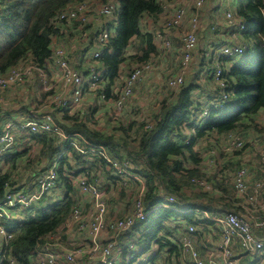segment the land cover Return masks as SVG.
Segmentation results:
<instances>
[{
	"label": "trees",
	"instance_id": "trees-1",
	"mask_svg": "<svg viewBox=\"0 0 264 264\" xmlns=\"http://www.w3.org/2000/svg\"><path fill=\"white\" fill-rule=\"evenodd\" d=\"M81 2L94 4L112 2V0H0V74L24 59L32 60L49 71L48 64L53 63L54 60L51 47L53 39L65 40L66 32L72 29L66 27L63 22L55 25L53 20L62 11ZM112 3L116 5V9L113 14L114 24L111 26L112 36L108 40V48L93 59L106 69L105 80L96 89L100 92V96L104 93L109 95L113 84L119 80L123 64L126 65L131 60L145 63L157 54L153 43L155 32L151 26L147 28L149 24L145 17L154 19L163 11V0H117L116 3L114 1ZM232 12L233 20L240 22L243 28L240 29L238 23L227 21L225 32L229 31L233 37L236 36L233 33L234 28L237 32H241L242 41L231 45L246 44L245 52L239 56L222 58L223 65L219 80L215 78L214 72L216 52L225 44H218L220 46L213 51L211 59L206 64L201 57L198 71L190 77L189 82L180 85L170 106L161 110L159 116L156 115L155 119L147 124L149 127L144 126V132L134 149L131 150L129 144L121 137L87 127L78 115L67 113L66 105H55L57 114L62 115L64 123L60 122L53 112L52 116L70 136L69 139L61 140L57 134L50 132L24 134V130L21 131L24 136H30V139L36 143L35 161L41 168L50 167L59 156L54 168L53 187L58 188L61 200L55 201L49 197L34 201L27 210L19 209L22 216L19 222L10 224L0 219V223L11 234L4 245L7 257H12L16 264H36L33 257L43 252L45 245L52 244L50 237L54 239L60 229L67 226L73 210L81 208V193L74 182L77 175H72L73 168H77L75 174L86 177L87 182H97L101 187V184L95 180L97 177L95 170L99 167L105 171L109 170L110 174L104 172L108 184L118 183L124 177L128 182H137L140 187L143 185L141 200L147 213L143 219L137 220L132 228L121 234L127 238H134L136 232L140 234L137 242H129V239L128 244L130 243L131 246L143 244L142 251L138 253L140 255L154 242L160 250L148 261L160 257L161 252L165 255L164 263L167 261V264H180L179 239L184 227L201 225V233H203L211 224V221L205 217L201 220V214L198 216L193 209L216 212L218 208L214 209L212 202L207 201L186 207L181 205L177 199L180 187L177 175L186 168L190 178L202 177L197 166L201 158V150L196 148L197 141L205 142V139L240 130L252 123L256 127L254 115L264 110V0H236ZM86 28L87 26H84L82 29ZM248 41L251 42V47ZM81 57L80 52L78 58ZM78 65L80 64L74 62L72 67L80 71L81 66ZM92 70L86 68L84 76L90 75L89 72ZM208 84L210 87L213 86V89L207 91L203 87ZM199 97L203 100L199 101ZM258 130L264 131V128ZM75 133L82 135L92 145L102 146L118 165L128 168L133 175L128 172L127 175L121 176L115 174V166H109V162L100 152L86 156L76 151L69 144L72 134ZM21 146H23L21 150L13 148L3 156V160L12 165V171L9 169L0 173V202L4 199L5 192L14 190V187L18 188L19 177L12 173H19L18 169L21 165L30 167L35 162L32 157L30 159L26 157L29 147L25 144ZM87 157H91L92 161ZM128 161L133 162V165L135 163L133 168L129 169ZM35 171L36 169H33L29 174L30 180ZM212 191H215L213 185ZM232 191H235L234 188ZM167 195H173L176 203L170 207L158 206L165 201ZM230 195L233 196V192ZM219 200L222 202L224 198L220 196L216 201ZM223 205L221 206L224 207ZM30 211H33L32 215H22ZM194 235L198 236L197 233ZM118 238L114 239V245L119 242ZM2 239L3 237L0 236V247ZM128 244L122 246L124 256L121 260L124 261L121 264H132L139 256L130 252L131 258H126V253L129 252ZM118 257L119 254L114 255L112 264L118 262ZM0 264L7 262L1 261Z\"/></svg>",
	"mask_w": 264,
	"mask_h": 264
},
{
	"label": "rangeland",
	"instance_id": "rangeland-1",
	"mask_svg": "<svg viewBox=\"0 0 264 264\" xmlns=\"http://www.w3.org/2000/svg\"><path fill=\"white\" fill-rule=\"evenodd\" d=\"M113 1L116 3L117 0H112V2ZM197 1L198 0H163V5L166 7L164 9L162 8L163 11L160 13V15L156 16L154 19L150 18L152 20H149V22L152 21L149 27L151 26L155 32L153 43L157 54L150 59L152 64L149 63L150 66L148 69L142 70L144 66H148L147 63L143 64L142 62L131 60L130 63L124 65L125 67L120 71L119 80L113 84V88L110 90L108 96L105 95L106 93H104V96L100 97V92L98 90H89L88 88H85L83 90L80 104L78 106H73L74 108L72 105L68 106L66 108L67 113L69 115H78L82 122L84 121L89 128L92 127L99 130L98 132H104L106 134H113L115 136L121 137L129 144L131 150L134 149V147H137L140 135L144 132V126L148 123H151L152 120L155 119L156 115L159 116L161 110H165L168 108V106H170L171 100L179 90L180 86L176 88L168 87V82L178 74L181 75L182 78V83L180 85L186 84L189 82L190 77L194 75V73L200 68L201 57L204 58H202L204 60L203 63L206 64V62L211 59L213 51L216 50V48L220 45H231L242 41V38H240L241 32H237L235 28L233 30V33L236 35L235 37H233L232 34L230 35L229 31L225 32V25H227V21H230L231 17L233 16L232 10L235 6L236 0H202V4L199 7H196ZM92 5L96 6L102 4L96 2ZM177 8L182 9L185 12V17L179 26H171L169 22V16L173 14ZM94 10L95 7H90L87 12L88 24L89 21H94L93 14H96ZM228 12L231 15L230 17L227 15ZM109 19H111V17ZM191 23H194L197 26V41L196 45L191 50L189 61L187 62L186 66L182 67V50H184L183 44L184 38L186 36L184 33L189 30ZM85 26H87V24H85ZM81 29V27L77 26L75 29L73 28L71 31H67L65 34V40H63L65 43L62 45H65L67 50V59L71 66H73L74 62H77L80 52L82 55L84 51L87 50L85 47L81 46V41H83L79 36ZM70 33L72 35H69ZM56 40L57 39H55V44ZM164 41L169 42V46H164ZM222 41L225 43H221ZM218 44L220 45L218 46ZM248 45L251 47L250 41H248ZM53 48H55V46ZM76 48L78 51H75ZM164 56L168 60V63L166 64L162 63V58ZM89 61H91L93 66H97L95 63L97 61L93 59H90ZM82 66L90 65L83 64ZM151 66H153L152 70ZM136 68H141V72L144 73L140 81L133 83L132 77ZM85 69L86 68L83 67V70L78 72L85 75ZM96 71L97 70H95V72ZM55 75H58L56 69H54L52 77L53 79L49 81V84L54 82ZM31 82L35 83L34 92H30V90L24 91L23 89L25 86ZM126 85L127 88H130V96L124 94ZM203 87L207 91L213 89V86L210 87L209 84L206 87ZM1 89L2 88H0V95L3 97V102L0 104V108L9 107L10 100L7 99V97L9 94H13V92H16V94H20L22 92L19 96V99H22L21 102H24L23 104L25 106H27L26 101L34 97H36L37 104H41L42 102L47 103L51 100L49 96L58 93V86L49 89V91H44V89L39 84V76L37 74L33 75L24 84L11 85L3 91H1ZM9 89L11 92L9 91L10 93L8 92V94H5L4 92ZM64 97L71 98L70 90H67ZM5 98L7 100H5ZM118 102H121L120 105H122V111L119 113L116 112ZM46 109L48 110L47 112L51 114V116L52 112L55 113V115L59 118V121L64 123L62 115L60 113L57 114L56 106H47ZM10 115L11 114L9 112L5 113L6 118H9ZM254 117L258 123H256L257 128L254 126L255 124L252 123L248 127L241 128L239 135H236L237 137L241 138L244 143L243 149L239 151L226 152L222 150L224 142L221 145L219 143L213 144L214 141H212V137H210L209 140H205V142L199 140V142L196 144V148L201 150V158L199 159L200 163L197 166L201 174L200 176L202 177L193 176V178L204 181L206 180V186H209V184L210 186L213 185L215 191L200 187L203 185L198 184V186L191 183V178L188 176L186 168H184L181 173L177 175L180 186L179 196L177 199L181 205L186 207L190 204L207 201L209 203L212 202L211 204L215 207L214 209L218 208L215 213H222L230 209L223 208L221 206V204H224L225 201L220 202V200L216 201V199H220L221 194H226L225 192H227V194L230 193L234 173L238 167L248 165L249 172L256 169V171L260 172L258 173L260 179H264V170L262 168L261 169L263 171L260 170V164L257 158L260 148L264 146V131L262 130L259 132L258 130V128H264V110L256 113ZM212 150L213 153L211 152ZM35 153L36 152L33 150L32 158L34 161L37 159ZM106 155L109 159V166H115L117 169H115V174H120L121 176L123 174L127 175L126 172H128V174L130 173L128 168L122 167L120 164L119 166L116 160L112 159L107 153ZM90 158L91 157H87L89 161H92ZM134 165L133 162L128 161L129 169L133 168ZM189 165L193 166L190 163ZM5 167L7 168L5 169ZM38 167L39 166L35 161L30 165V167H24V165H21L18 169L19 173H12V175L15 174L19 177L17 183L19 190L30 192L32 189L29 188H33L35 191L36 184L31 183V180L28 178V176L33 172V169H37ZM186 167L188 168L189 166L187 165ZM9 169L12 171V165L10 163H4V166L3 163L0 164V173L1 171H9ZM76 169L77 168H73L72 175H77V178H79L82 175L78 176L79 174H75V171L77 172ZM106 169L109 168L106 167ZM95 172L97 176L95 180L101 184L100 190L102 193V198L106 204V214L104 217L103 229L101 234L98 236V243L100 247H103L105 244H109L112 240L119 237V242L114 245V251L116 252V256L119 254V259L116 264H121L122 261H124L121 260L124 256L122 246L124 244H128L129 239V242H137L138 236L140 234H137L138 232H136L134 238H127L124 235H119L117 233L112 234L110 225L113 221L129 216L132 213L134 206H136V199L140 193L139 185L137 182H128V180H125L124 177L122 178L123 180L118 183L108 184L105 181L104 172L110 174L109 170L105 171L98 167V170H95ZM130 175L133 174L130 173ZM231 192H233L232 189ZM80 193V205L82 210L81 216L82 219L88 223L92 216L91 199L86 194H83L82 192ZM49 197H52L55 199V201L61 200L58 188L53 187V189L50 191V195L46 196L45 198ZM166 197H172L173 199H176L173 195H167ZM181 197L184 199H181ZM43 203H45V200ZM32 213L33 211H30V213H24L22 215L26 214V216H28L32 215ZM17 214L21 215L19 211H17ZM200 214L201 213H199L198 216H200ZM213 215L217 218L221 217V214H211L209 216ZM9 216L10 220L8 222L10 224L21 221V218L16 215L14 210L12 213H9ZM200 218L201 220L204 219L202 215ZM213 221L218 224V221ZM212 223L213 222H211L210 225L211 228L212 226L213 228L210 229L211 232L208 234L207 231L201 233V225L196 226L198 236L195 237L196 241H199V243L196 242V247L199 250L202 249L205 253H207L208 249L217 247L216 241L220 235L219 227ZM66 225L67 226L65 228L60 229L58 234L55 235L54 239L50 237V240H52L51 243L53 244L51 248L54 252L60 255L63 248L81 250L79 253H77L76 264H95L98 260L103 258L101 250H98L97 252H93V250H91L94 245L91 243L85 228L82 230L84 232H80L75 228L73 223L68 222ZM140 230H142V228H140ZM201 239L203 242H205V239L208 240L206 243V248L202 246L200 242ZM211 240L213 241V244H211ZM142 249L143 244L141 245V243L135 244V246H131L129 243V252L126 253V258L130 259V252L138 254L140 251H142ZM90 250L91 253L95 255V257L90 258ZM159 250V246L152 242L147 250H145L140 255L138 254L139 256L136 257L132 264H139L140 262L141 264H149L147 261L150 259V257L159 253ZM160 256L163 259L165 258V255L161 252ZM33 258L36 264H38L39 260L37 259V256L35 255Z\"/></svg>",
	"mask_w": 264,
	"mask_h": 264
},
{
	"label": "built area",
	"instance_id": "built-area-1",
	"mask_svg": "<svg viewBox=\"0 0 264 264\" xmlns=\"http://www.w3.org/2000/svg\"><path fill=\"white\" fill-rule=\"evenodd\" d=\"M202 0H198L196 7H199L202 4ZM93 3L81 2L75 4L74 6L67 8L58 14V16L53 20V24L57 25L59 22H63L66 27L75 28L77 26L83 28L85 24H88L87 12L90 7H95V12L93 14L94 21L100 24L101 28L96 35L94 40V49L90 50L87 53L86 60L97 58L100 56L101 52L108 48V40L112 36L111 26L109 22L106 21L108 18H113V14L116 9V5L112 2L100 3L102 5L93 6ZM166 6L163 5V9ZM227 15L230 17V13ZM170 25L179 26L185 17V12L182 9H176L173 14L170 16ZM89 21V24L92 23ZM229 23H238L240 29L243 28V25L234 21L233 17L228 21ZM75 26V27H73ZM83 30V29H81ZM186 36L184 38V50H182L183 60L181 62L182 67L186 66L187 62L191 56V50L196 45L197 41V26L194 23L190 24V28L187 32L184 33ZM169 46V42L164 41V46ZM55 46V48H53ZM53 52V64L57 67L58 75H55L54 82L49 84L47 81L48 71L47 68L37 65L35 62L29 59H24L20 61L17 65L12 66L5 73L0 74V88L1 91L5 90L11 85L24 84L27 82L33 75L37 74L39 76V84L44 89V91H49V89L58 86V93H55L51 96V100L47 103L35 104L33 108L28 113L29 116L20 119L19 121L8 120L4 123L1 132H0V164L8 163L3 160V156L10 152L13 148L21 150L23 148L22 143L26 140L28 152L26 157L31 158L33 155V150L36 146V143L30 139V136H24L21 131L24 130V134L31 132L32 134L38 132H50L57 134L61 140L69 139L70 136L65 133L64 129L55 121L53 116L48 112H42L47 106L55 105H66L67 107L72 105L78 106L81 102L83 90L87 87L90 90H96L100 87L101 83L105 80V67L101 69H93L88 77H85L83 74L79 73L74 67L71 66L67 59V50L62 44H55V38L51 44ZM264 47V45H263ZM246 44H237V45H223L216 52L215 60V78L219 80V75L221 73L223 61L222 58L239 56L245 52ZM147 63L148 66H144L142 70H147L150 66L149 60ZM143 63V64H145ZM152 64V63H151ZM221 65V66H220ZM138 67V66H137ZM153 66H151L152 70ZM141 68H136L132 77V82H138L143 77V73L140 70ZM133 71V70H132ZM53 79V78H52ZM51 79V80H52ZM182 83L181 75H176L173 79L168 82V87L176 88ZM48 84V85H47ZM222 85L221 82H219ZM67 90H70L71 98H65ZM124 94H131L130 88H127V85L124 89ZM101 95L100 97H103ZM3 102V97L0 95V104ZM121 102H118V107L116 112L119 113L122 111ZM74 108V107H73ZM146 127H149L147 125ZM71 141L69 142L70 146L78 151L81 154H102L107 161H109L106 151L102 146H95L88 142L82 135L75 133L72 134ZM222 150L226 152H234L243 149L244 143L242 139H239L235 136L234 133L228 132L222 136ZM222 147V146H221ZM213 152V151H212ZM32 153V154H31ZM59 156L56 157L58 159ZM56 159L53 164L46 169L41 168L40 166L36 169L35 174L32 176L31 183L36 184V189L32 188V191L26 192L21 191L18 188L14 187V190L5 192L4 199L0 202V219L10 220L9 213L15 211L16 215L22 219L20 214H17L19 209L27 210L34 201L43 200L46 196L50 195V191L53 189V179L54 171L56 168ZM258 159L260 167L264 170V146H262L258 152ZM7 167H5L6 169ZM248 169L245 166H240L236 169L232 181V186L235 192L238 195H244L250 202H254L258 195L264 193V179L257 181L253 184V194L248 196V185L246 183V176ZM77 178V177H76ZM191 183L195 185H203L200 187L212 189V186H206V180H199L197 178H191ZM79 188V191L83 194H86L91 199V208L92 216L90 221L87 223L82 219L81 208L78 207L73 210L69 219L67 221L75 225V228L84 232V228L87 231L88 237L91 243L94 245L91 250L97 252L101 250L102 257L95 264H112L114 261V240L109 244H105L103 247L99 246L98 236L101 234L103 229L104 217L106 214V204L102 198V193L100 190V185L95 182H87L86 177L80 176L74 181ZM198 185V186H199ZM205 185V187H204ZM140 191L139 196L136 199V206H134L132 213L129 216L120 218L111 223V233L112 234H123L128 231L135 222L139 219H143L146 215L144 211V206L141 200ZM52 195V194H51ZM176 203V199L172 197H165V201L158 206H167L170 207L172 204ZM196 212H202L206 214L207 212L193 209ZM209 216V215H208ZM220 218L214 220L218 221L220 235L218 236V245L216 248L208 249L207 253L201 255L199 249L196 247V237L197 228L194 225H187L184 227L182 234L179 239V261L180 264H239V261L234 256L232 252L231 244L233 241L238 242L240 249L247 254L258 253L262 260L264 259V238L258 236L253 227L264 228V220L257 221L252 224L245 216L237 213L236 211L230 209L221 213ZM0 236L2 239V246L0 247V262L5 261L7 264H16L15 260L12 257H7L4 245L6 241L11 237V234L8 233L5 227L0 223ZM51 245H45L43 252L37 255L39 260L38 264H76V256L81 250L74 249H64L62 253L58 255L51 248ZM206 248V246H205ZM90 250V258L95 257ZM131 258V257H130ZM149 264H162L159 262H150Z\"/></svg>",
	"mask_w": 264,
	"mask_h": 264
},
{
	"label": "crops",
	"instance_id": "crops-1",
	"mask_svg": "<svg viewBox=\"0 0 264 264\" xmlns=\"http://www.w3.org/2000/svg\"><path fill=\"white\" fill-rule=\"evenodd\" d=\"M145 20H147V22H148V24L150 25V23L152 22V21H150L149 22V20H152V19H150V17H145ZM106 21L107 22H109V24L112 26L113 24H114V21L112 20V18L111 19H106ZM149 25L147 26V28L149 27ZM100 28H101V26H100V24H98L97 22H92V23H90V24H87V28L86 29H83V30H79L78 32H79V36H80V38L83 40V41H81L82 42V44H81V46H83V47H85L87 50L86 51H84V53L82 54V57L81 58H78L77 59V62L80 64V65H78V66H81V70H83V67L84 68H92V69H94L95 68V70L96 69H101V68H103L104 66H102V64H100V63H98V62H95L96 63V65L97 66H93L92 64H91V61H87L86 60V58H87V53L90 51V50H93L94 49V40H95V38H96V35L98 34V32H99V30H100ZM72 30V29H71ZM71 30H68V31H71ZM77 32V33H78ZM74 33V32H73ZM73 36H75V35H73ZM57 43H59V44H64L65 42H63V40L61 39V38H59V39H57L56 40V44ZM76 50H78L77 48H76ZM75 50V51H76ZM163 60H162V63L164 64H166V63H168V60H167V58L164 56L163 58H162ZM76 62V63H77ZM77 63V64H78ZM90 65V66H82V65ZM53 66V67H52ZM48 67H49V71L47 72L48 73V78H47V81L49 82V81H51V79H52V77H53V73H54V69H56L57 70V67L56 66H54V64L53 63H49L48 64ZM125 66H124V64L122 65V67H121V70H123V68H124ZM79 69V68H78ZM80 70V69H79ZM91 73V71L89 72V74ZM89 76V75H88ZM34 86H35V83H33V82H31L30 84H28V85H26L25 86V88L23 89L24 91H26V90H30V92H34V90H35V88H34ZM17 88V87H16ZM85 88H87V87H85ZM90 90V89H89ZM10 91V89L9 90H7V91H5L4 93L6 94H8V92ZM11 92V91H10ZM9 92V93H10ZM22 93V92H21ZM21 93L20 94H16V92H13V94H9V96L7 97V99H9L10 100V105H9V107L8 108H0V132H1V129H2V127H3V125H4V123L6 122V121H8V120H13V121H19L20 119H24V118H26V117H28L29 116V111L31 110V109H29V108H33V106L35 105V104H37V102H36V97H34V98H31V99H29V100H27L26 102H27V106H25L23 103L24 102H21V100L22 99H19V96L21 95ZM17 96V97H16ZM6 98H5V100H7ZM17 99V100H16ZM34 99H35V101H34ZM16 100V101H15ZM199 101H202L203 99H202V97H199V99H198ZM2 106V105H1ZM3 106H7V105H3ZM26 108H25V107ZM48 110L46 109V108H44L43 110H42V112H47ZM6 112H9L11 115H10V117L9 118H6L5 117V113ZM14 114H16V115H14ZM12 115H14V116H12ZM15 118H17V119H15ZM232 133H234L235 134V136L237 135H239V132H240V130H235V131H231ZM225 134V133H224ZM224 134H220V135H215V136H213L212 137V141H214L213 142V144L214 143H219L220 145H221V143H222V136L224 135ZM236 136V137H237ZM237 138H239V137H237ZM239 139H241V138H239ZM205 140H209V139H205ZM199 142V140L197 141V143ZM23 145L25 144V145H27V142H26V140L24 141V143H22ZM213 151V150H212ZM211 151V152H212ZM213 153V152H212ZM258 158V157H257ZM258 161H259V159H258ZM247 169H248V173H247V176H246V183H247V185H248V196L249 195H255V194H253V190H252V188H253V184L255 183V182H257V181H260L261 179H260V177L258 176V173H260V172H258V171H256V169H254L253 171H251V172H249V167H248V165L247 166H245ZM260 170L261 171H263L262 169H261V167H260ZM261 178H262V176H261ZM264 178V177H263ZM141 182V181H140ZM143 189V185L140 187V184H139V192L141 191ZM231 189H233L232 188V186H231ZM235 191H233V196H231L230 194H232V192H231V190H230V193L229 194H227V192H225L226 194H221V197L222 198H224V207L223 208H228V209H232V210H234V211H236L237 213H239V214H241V215H243V216H245L252 224H254L255 222H257V221H261V220H264V193H262V194H260V195H258V197L256 198V200L254 201V202H250L248 199H247V197L246 196H244V195H238L236 192L234 193ZM229 198L231 199V200H229ZM221 205H223V204H221ZM196 212V211H195ZM197 214H199V213H201V215L203 216V217H205V218H207V219H209L211 222H213L217 227H219V225L218 224H216L213 220L214 219H216L217 217L216 216H208V215H211V214H221V213H215L214 211L213 212H207V216H206V214H204V213H202V212H200L199 211V213L198 212H196ZM212 223V224H213ZM212 228H213V226H212ZM211 228V225H209L208 226V229L209 230H207V234L209 233V232H211V230L210 229H212ZM253 230H254V232L258 235V236H260L261 238H264V228H256V227H253ZM197 243H199V241H196ZM200 242H201V244H202V246L203 247H205L206 246V243L208 242V240H206L205 239V242H203V240L201 239L200 240ZM213 241L211 240V244H213L212 243ZM217 242V245H218V240L216 241ZM231 247H232V252H233V254H234V256L237 258V260L239 261V264H264V259L262 260V257H260V255L258 254V253H254V254H247V253H245V252H243L241 249H240V246H239V244H238V242H237V240L236 241H233L232 242V244H231ZM201 250V251H200ZM199 251H200V253H201V255H204L205 254V252L202 250V249H200ZM161 260V261H160ZM151 261H156V262H159V263H162V264H167V261L164 263V259L163 258H161V256H160V258L159 257H157L156 259H154V260H151ZM151 261H148L147 263H150ZM170 264H173V263H170Z\"/></svg>",
	"mask_w": 264,
	"mask_h": 264
}]
</instances>
